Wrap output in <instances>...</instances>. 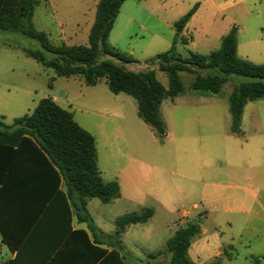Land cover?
<instances>
[{"label":"crops","instance_id":"1","mask_svg":"<svg viewBox=\"0 0 264 264\" xmlns=\"http://www.w3.org/2000/svg\"><path fill=\"white\" fill-rule=\"evenodd\" d=\"M51 1L45 0V3L51 4ZM87 1L80 10L82 19H73L72 13L67 11L61 13V10L53 4V16L57 19V34L60 41L57 45L88 44L99 0ZM167 1L169 0H126L122 5L116 21L122 11L126 12L129 9L128 26L121 33H125L126 39L131 41L129 51L125 54L134 60L132 63L123 64L127 69L136 64L140 70L138 68L129 70L143 72L152 69L158 74L161 72L158 70V64L147 61L169 51L174 44L176 53L180 56H182L180 46L182 50L196 48L195 53L209 54L221 47L222 38L233 27L238 30V56L250 60L249 55L244 51L247 44L242 41L243 24L250 16L264 15V0H191L190 3L176 0L182 7L180 12L174 7L166 8ZM175 7L179 8V4ZM194 8V14L179 32L177 23ZM116 25L114 24L108 43L122 52V45L118 42L111 43ZM260 28L264 30L263 25ZM47 35L50 36L48 33ZM147 38L150 40L144 45L138 42ZM109 60L120 63L111 57ZM41 73H45L43 77ZM62 78L65 77H57L56 74L50 76L46 70L40 68L31 76L21 75L18 80L19 85H11L7 83V76L1 74L0 119L6 121V124H11L14 119L31 114L42 99H52L63 109L72 112L75 121L94 136L98 168L104 181H117L120 185V197L108 203L123 209L120 217L152 208L153 217L147 223H137L148 225L158 210H164L168 214L178 210L177 213L185 219L182 223L184 226L179 228L186 227L190 223H198L201 227L200 233L194 237L188 251L192 261L197 264H210L216 260L221 264H231L235 261L236 258L233 256L236 252L234 248L236 238L244 230L245 221L250 215L249 194L253 188L263 184L264 180V162L259 157L261 147L258 139H252L251 144L247 139L245 148H240V154L230 152L234 142L232 135L237 137L247 135L244 128L246 111L254 102L245 106L241 125L242 134L236 135L231 130L229 101L227 103L222 94H198L191 91L190 87L189 91L185 88V92L170 99L169 104L165 105V102H162L160 111L167 135L164 143L161 144L152 128L139 117L138 106L136 108L132 104L127 98L128 95H115L110 90L108 94L97 90L101 82L95 86H88L80 77H69L65 78L67 83L72 79L80 83L81 92H84L81 93L83 94L81 98L84 102H66L54 93L55 84ZM68 90L71 92L70 86ZM91 96L95 97L91 98ZM75 104L80 106L85 114L87 113L80 116V120L77 118ZM67 105L71 106V110L66 107ZM91 115H96L97 119H91ZM99 118H104V121ZM109 126L111 129L108 128ZM90 128L100 129L108 140V144L103 145L102 152L104 149L108 150L109 161L115 163L114 170L109 172L108 177L100 166L102 155L97 136ZM231 165H234V168H231ZM61 189L67 190L64 181ZM93 199L95 198L88 200L86 207L90 217L88 222L83 221L73 207V202L69 201L72 230H84L92 241L101 243V246L109 251L116 249L122 255L120 251L124 248L122 239L129 237L137 224L128 225L120 235H117L116 222L114 230L105 231L89 214L88 208ZM187 201L191 202L193 212L178 208L179 204H185ZM207 223L212 227L209 228ZM149 230L143 231L144 234L149 233ZM177 230L173 231L168 240ZM167 241L163 253L154 252L149 256L154 259L153 261L139 264H163L161 258L164 253L171 256L167 250ZM117 247L120 249L118 250ZM263 247L264 241L258 248ZM244 248L248 250L243 256L246 260L250 258L248 264H252L253 257L264 256V250L250 254L254 252L252 246L244 245ZM15 257L16 253L11 252L8 246L2 243L0 234V264L8 263Z\"/></svg>","mask_w":264,"mask_h":264},{"label":"trees","instance_id":"2","mask_svg":"<svg viewBox=\"0 0 264 264\" xmlns=\"http://www.w3.org/2000/svg\"><path fill=\"white\" fill-rule=\"evenodd\" d=\"M125 1L99 0L87 45H57L47 33L37 30L33 16L39 0H0V32L18 33L36 41L40 49H26V55L52 69L57 77H80L88 86L105 80L113 94L134 98L139 117L161 144L167 135L161 105L165 99L185 92L180 73L196 75L190 90L198 94L221 95L222 87L233 78L231 130L241 135L245 106L264 100V64L238 56L237 28L233 27L222 38L221 47L209 54L191 53L183 58L174 44L154 57L151 61L158 64V70L168 75L166 88L156 70L127 69L123 64L134 60L108 43ZM194 12L195 8L182 17L177 27H183ZM103 55L121 64L101 60ZM62 181L66 191L61 189ZM119 197V183L105 182L98 168L94 136L75 121L72 112L45 98L31 114L11 124L0 119V234L2 243L16 253L14 260L4 264H127L116 249L109 251L92 241L86 231L71 227L69 201L88 222V200L98 198L108 204ZM153 215L154 210L146 208L119 217L117 235L128 223H147ZM200 230L198 223H190L176 231L167 241L169 264H197L188 251ZM262 263L261 258H252V264ZM210 264L221 263L216 260Z\"/></svg>","mask_w":264,"mask_h":264},{"label":"rangeland","instance_id":"3","mask_svg":"<svg viewBox=\"0 0 264 264\" xmlns=\"http://www.w3.org/2000/svg\"><path fill=\"white\" fill-rule=\"evenodd\" d=\"M183 1L185 3H190L191 0H178ZM88 1L82 0H52L51 4L45 3V0L39 1V6L36 9L34 15V24L38 30L46 31L50 36V40L56 44H58L59 37H58V23L55 16H53V4L61 10V13L67 11L72 13L73 19H82L81 17V7L84 6ZM133 2V1H132ZM176 0H169L166 2V8L170 9V7H174V9L178 12L181 11L180 8L181 4ZM179 4V8L175 6ZM128 15L129 9L127 11H122L119 19L116 21L117 24L115 30L113 32L111 43L118 42L122 45V52L126 53L129 50V44L131 41L127 38L126 34L121 33L123 29L128 26ZM185 16V15H184ZM244 25V33H243V42H246V49L244 50L247 55H249L251 62H258L264 63V30L260 27L263 25L264 27V15L263 16H250ZM180 28L178 29V31ZM150 38L147 40L138 41L142 45L148 42ZM87 44V40H86ZM80 45H82L80 43ZM188 48V47H187ZM186 48V49H187ZM26 49H40L39 44L25 36H22L18 33H6L0 32V75L4 74L7 76V83L11 85H19L18 80L20 79L21 75L29 74L30 76L38 72V69L43 68L46 70L50 76H55V72L48 68L46 69L43 65L38 63L31 57H28L25 53ZM180 54L183 58L190 56L191 53H195V49L188 48L187 50H182V46H180ZM245 52L242 51V54L245 55ZM201 54H205L200 52ZM128 55V54H127ZM107 59L109 60V56L103 55L101 60ZM152 58L147 61V63H151ZM145 63V62H144ZM138 65L134 64L129 69H137L140 70ZM199 72V71H196ZM201 74L207 75L209 73L200 71ZM45 74V73H44ZM41 73V76L44 75ZM195 74L183 72L181 73L183 84L186 88V91H189V87L193 80L195 79ZM158 80L164 85L166 88L169 86V79L168 75L164 72H158L157 74ZM60 81L55 84L54 93L58 95V97L64 101H75L82 103L84 100L81 96L84 92H81L80 83L78 81H68L65 78L59 79ZM51 81V80H50ZM235 80L232 78L229 80L223 87H222V96L226 99V102L229 101V96L233 91ZM71 87V92L68 90V87ZM99 91H104L109 93V89L107 88L106 81L102 80L101 85L99 86ZM50 91V90H48ZM51 94V92H48ZM126 96V95H123ZM95 96H91L94 98ZM133 105L138 106L137 101L128 96ZM163 102L167 105L170 102V99H165ZM77 105V104H75ZM246 111V123L244 125L246 136L237 137L232 135L233 138V145H232V152L233 154H240L242 147L245 148V142L248 139L249 143H252V139H258L259 146L261 150H259V157L264 162V100L256 101L250 105ZM68 109L71 110V106H66ZM73 107V106H72ZM76 107L77 118L80 120V116L87 115L82 111L80 106ZM91 119L96 120V115H91ZM100 119V118H99ZM104 121V118L100 119ZM6 122V121H5ZM111 129V126L108 127ZM92 133L97 136L98 143L101 148V155L102 160L100 161V166L102 169L105 170L106 176H109V172H112L115 167V163L113 164L108 159L107 153L108 150H105L104 153L103 145L108 144V140L104 136L98 128H90ZM107 136V135H106ZM251 139V140H249ZM231 168H234V165H231ZM108 169V170H107ZM264 171V170H263ZM249 201V208L250 211L249 218L245 221L244 230L241 234L237 235V240L235 243V250L234 256L236 258L231 264H248L250 258L248 260L245 259L244 253L248 251L244 248L246 246H252L254 252L249 250V253H255L256 251L263 252V248L260 247V244L264 241V180L263 184L257 188H253L248 197ZM191 202L187 201L185 204H179L178 208L187 209L190 212H193L191 209ZM89 214L91 217L98 221L105 231H111L115 229V222L117 218L122 215L123 209L117 207L116 205L105 204L100 199L95 198L89 205L88 208ZM178 210L175 212L168 214L164 210H158V213L152 220V222L148 225H139L135 226V229L131 232V235L126 239H122L124 248L121 250L119 247L117 249L122 252V256L124 257L127 264H136L140 262H149L153 261L149 256L154 252L160 251L163 253L165 250L166 241L172 235L173 231L179 229L180 226H184L183 221L185 220L181 214L177 213ZM130 223L126 225L128 227ZM207 226L211 228V224L207 223ZM146 229H150L149 233L146 235L143 231ZM114 243V241H112ZM165 254V255H164ZM161 260L163 264H167L168 260L171 259L168 253H164ZM262 264H264V256H261ZM165 262V263H164Z\"/></svg>","mask_w":264,"mask_h":264},{"label":"water","instance_id":"4","mask_svg":"<svg viewBox=\"0 0 264 264\" xmlns=\"http://www.w3.org/2000/svg\"><path fill=\"white\" fill-rule=\"evenodd\" d=\"M181 30H179V32H180Z\"/></svg>","mask_w":264,"mask_h":264}]
</instances>
